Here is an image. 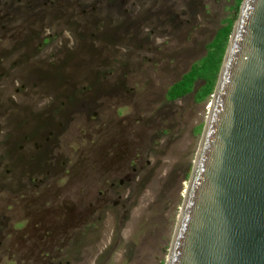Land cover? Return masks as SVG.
Instances as JSON below:
<instances>
[{
  "label": "rangeland",
  "instance_id": "1",
  "mask_svg": "<svg viewBox=\"0 0 264 264\" xmlns=\"http://www.w3.org/2000/svg\"><path fill=\"white\" fill-rule=\"evenodd\" d=\"M239 9L0 0V264H166L212 100L167 92Z\"/></svg>",
  "mask_w": 264,
  "mask_h": 264
},
{
  "label": "water",
  "instance_id": "2",
  "mask_svg": "<svg viewBox=\"0 0 264 264\" xmlns=\"http://www.w3.org/2000/svg\"><path fill=\"white\" fill-rule=\"evenodd\" d=\"M166 264H264V0H242Z\"/></svg>",
  "mask_w": 264,
  "mask_h": 264
},
{
  "label": "trees",
  "instance_id": "3",
  "mask_svg": "<svg viewBox=\"0 0 264 264\" xmlns=\"http://www.w3.org/2000/svg\"><path fill=\"white\" fill-rule=\"evenodd\" d=\"M241 2L242 0H236L237 6H240ZM234 22L233 19H229L228 23L218 30L213 41L207 46L208 52L206 56L194 63L190 70L169 88L167 92L169 100H176L191 93L196 82L201 79L204 80V84L196 92V100L202 101L212 96L233 31Z\"/></svg>",
  "mask_w": 264,
  "mask_h": 264
}]
</instances>
